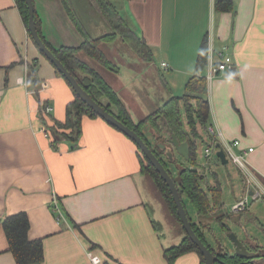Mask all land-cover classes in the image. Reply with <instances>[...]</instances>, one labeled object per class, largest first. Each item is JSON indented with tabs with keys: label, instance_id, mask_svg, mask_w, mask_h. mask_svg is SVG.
<instances>
[{
	"label": "crops",
	"instance_id": "crops-1",
	"mask_svg": "<svg viewBox=\"0 0 264 264\" xmlns=\"http://www.w3.org/2000/svg\"><path fill=\"white\" fill-rule=\"evenodd\" d=\"M213 1L116 0L119 13L150 49L152 61L144 62L129 48L132 62L123 63L107 83L131 118L143 119L170 95L186 93L191 77L205 78L206 67L196 70L204 40L207 58L210 50L227 47L234 68L206 81L207 127L212 125L225 140H239L242 148H253L247 162L264 189V0H233L231 12L216 11ZM33 3L41 34L52 48H76L83 43L60 0ZM71 3L87 33L93 38L103 35L97 33L106 22L90 1ZM82 14L91 22L92 32L84 26ZM107 44H101V49L112 61L114 49L108 50L111 54L105 51ZM77 56L95 71L93 64L101 66L82 51ZM162 62L167 63L166 69L161 68ZM29 63L36 64L35 83L28 80ZM146 74L158 76L161 85L154 83L142 94ZM73 99L72 89L31 40L16 0H0V264H17L1 222L19 213L27 216L28 239L41 240L42 264H92L88 251L108 264H168L164 249L177 245L185 232L166 220L162 203L153 195L154 185L141 172L133 142L99 117L82 118L77 141L63 140L53 147L44 133L48 128L40 103L52 107L49 122H63ZM207 127L197 139L203 146L215 139ZM229 184L234 201L229 204L228 195L222 194L223 213L235 221L239 215L258 220L253 211L257 201L245 212L226 211L246 192L243 182L238 190ZM192 222L203 223L198 216ZM223 222L231 226L228 219ZM241 233L243 237L235 234L248 249L258 244ZM223 234L219 236L226 244ZM229 252L234 253L233 247ZM174 264H200V259L189 252Z\"/></svg>",
	"mask_w": 264,
	"mask_h": 264
},
{
	"label": "trees",
	"instance_id": "trees-1",
	"mask_svg": "<svg viewBox=\"0 0 264 264\" xmlns=\"http://www.w3.org/2000/svg\"><path fill=\"white\" fill-rule=\"evenodd\" d=\"M60 1L68 17L73 22L77 31L83 36L84 40L83 43L76 48H52L44 40L40 31L39 20L35 15L37 31L47 47L61 61L66 69L71 72L78 83L93 100L102 105L105 110L112 113L123 124L133 129L150 147H152L154 153L161 160L171 176L172 174L169 171L168 165L172 163H169L165 159V157L162 156V152H160L155 146V142L159 140L165 141V137L161 134L162 128L160 126V121L162 118L165 120V125L168 126L173 131V133H175L177 139L180 142L187 141L189 143L190 157L189 160L185 162H188L189 165L195 164L196 142L198 138L201 139L198 134V128H206L209 120V103L204 96L207 90L206 79L198 76L191 77L186 84V93L181 96L170 95L169 98L164 101V103L159 108H157L147 117L138 121H134L129 115L128 110L126 109L125 105L123 104L115 90L103 79V77L97 71L91 68L85 61L78 58L77 53L79 51H82L88 57L96 60L101 65L112 68L114 64L105 56L104 52L101 49V44L111 43L115 41L117 37H119L122 42L127 44V46L133 51V53L138 55V57L146 63L152 61L150 49L144 42L143 38L139 37L134 32V30L130 27L128 21L124 18L123 15L119 13V10L115 5L116 0H89L94 9L101 16V18L112 28L110 32L95 38L91 37L82 26L75 13L71 0ZM16 4L23 18V21L27 26L28 10L26 3L24 0H16ZM213 5L214 9L218 12H231L234 9L233 0H214ZM206 64L207 50L206 42L204 40L199 50L196 62V70L202 71L206 67ZM35 66V63L27 64L28 80L29 82L33 83L36 82V69H34ZM54 69L57 75L59 77H62L66 81V79L55 67ZM66 83L69 85L67 81ZM46 104V102H41L39 107H45ZM183 110L186 122L182 120ZM40 115L47 122V130L49 136L51 137V144L53 147H55L58 142H61L63 140L77 141L81 135V122L84 116L90 118L99 117L83 101H81L75 95V93L74 99L66 106V115L63 122H59L54 119H51V121L49 122L48 120H50L51 115L46 113H40ZM146 125H148L149 130L151 131L150 136H152L153 140H150V138L147 137L143 131V128ZM113 128L116 129L115 127ZM153 136H157V138L154 139ZM133 144L135 145L134 142ZM135 147L140 158L141 172L154 182L155 187L158 189L160 195L164 200V203L166 204L169 214L175 219V221L178 222V225L181 226V222L176 213V207L172 200L168 187L161 179L159 174L155 171L153 166L141 153L139 148L136 145ZM144 159L146 161H144ZM175 163L180 164L176 159ZM180 165L183 166V169L180 175L181 180L179 183H177V187L181 198L182 196H185L187 198L195 214L199 217V220L200 218H208V216L214 214L221 230L225 232L229 231L228 227L223 222V219H225L227 215L223 213L224 203L222 201V189L218 180H215L216 184L214 186L205 188L201 183L204 177L201 172H198L194 168L186 166L184 164ZM182 202L186 208L183 200ZM189 219L191 220L190 217ZM1 223L9 245V250L12 252L16 263L42 264V243L41 240L28 239L27 231L29 228V222L27 216L24 213L7 216L2 220ZM192 228L199 236V238L208 246V248H210L211 251H213V253L218 256L219 260L214 264H253V257H240L230 252L217 253V249L212 247L207 242V236H210L212 240H215L216 237H218L213 232L209 224L192 222ZM207 230L209 233L205 232ZM92 247L96 248L97 245L92 243ZM249 250L252 253H258L256 259L262 260L264 262V255L261 252L263 248L260 245H251ZM189 252L196 253L199 256L200 264L204 263L202 254L186 234L177 245H173L169 248L164 249L163 251L164 257L167 260L168 264H174L177 258ZM101 264L108 263L101 259Z\"/></svg>",
	"mask_w": 264,
	"mask_h": 264
},
{
	"label": "water",
	"instance_id": "water-1",
	"mask_svg": "<svg viewBox=\"0 0 264 264\" xmlns=\"http://www.w3.org/2000/svg\"><path fill=\"white\" fill-rule=\"evenodd\" d=\"M28 10V23H27V30L30 34V38L33 41L34 45L38 48L39 52L62 74V76L66 79L69 83L70 87L72 88L75 95L83 101L91 110L94 111L99 117H101L104 121L109 123L111 126L115 127L117 130L122 132L128 138H130L135 145L139 148L141 153L145 156L147 161L153 166L155 171L159 174L161 179L165 182L168 190L171 194L172 200L176 207V213L179 217L181 222V227L185 234L189 237V239L197 246L198 250L203 256L204 263L203 264H214L216 261L219 260L218 256L211 251L210 248L199 238V236L195 233L194 229L192 228V222L189 219L187 214V210L182 202L181 195L179 193L177 183L180 182L181 178V171L183 166L180 164L175 163V154H178L183 157L185 161L189 160V143L187 141L180 142L175 133L165 125V120L162 118L160 121V126L162 128V136L165 137V141L159 140L155 142V146L158 148L160 152H162V156L169 162L175 165L177 168V177L176 179L173 178L168 170L165 168L161 160L157 157L154 153L152 147H150L141 136H139L133 129L129 128L121 121H119L112 113L108 112L103 108L102 105L97 103L93 100L90 95L82 88V86L78 83L76 78L69 72L66 67L61 63V61L53 54V52L47 47L45 42L39 36L37 31L36 23H35V9L33 0H24ZM151 131H149L150 133ZM165 134V135H164ZM154 139L157 136H153ZM216 157L220 159L222 164H227L228 160L225 157V154L222 150H218L216 152ZM239 215V214H238ZM238 220L235 221L231 216H226V219L231 224L237 225L245 236L248 237L246 232V223L250 220L245 218V220H241L242 215L237 216ZM228 227L229 231L221 232L224 233L223 236L227 239L228 243L233 247L234 253L240 257H253L252 262L256 264V259L258 253H252L241 241L238 236L232 232L230 226L225 223ZM231 231V232H230ZM215 240H213L216 244L217 253H227L229 249L223 243L221 237L216 234ZM222 236V237H223ZM264 255V254H263Z\"/></svg>",
	"mask_w": 264,
	"mask_h": 264
},
{
	"label": "rangeland",
	"instance_id": "rangeland-1",
	"mask_svg": "<svg viewBox=\"0 0 264 264\" xmlns=\"http://www.w3.org/2000/svg\"><path fill=\"white\" fill-rule=\"evenodd\" d=\"M84 13L87 14L86 11H84ZM81 18L84 22V26L88 29V31L90 30L92 32V25H91V22L89 21V19L87 17H85L83 14L81 15ZM102 23H103V25H105L104 26L105 28L104 29L102 28L103 31L99 29L98 32H100V33H97L98 35L108 33L112 30V28L107 23L106 24L104 22H102ZM104 48H105V51H108L111 48H113L117 52V54H116L115 51L113 50L112 53L115 54V56H112V54L108 51L111 54V56L110 55L109 56L112 58L111 62H113L114 66L112 68L105 67L104 65L100 66V65H94L93 64V66H94V68H96V70L98 72L101 73L104 80L109 83V81L111 80V77H112L110 75L116 74L117 71H120L121 68L123 66H125V64H123V63L132 62V59L130 58L131 56L128 53V51L129 52H131V51H130L129 47L127 46V44L122 42L119 37H117V39L115 41H113L112 43L105 45ZM127 54H129V55H127ZM93 61L96 62L95 60H93ZM140 63H143V62H140ZM122 71H123V69H122ZM151 80H153V81H151ZM142 83H143L144 88H142L141 93L145 89L151 90V87L154 83L157 85H161L160 78L158 76H152V75H147V74L144 75V77L142 79ZM162 86H163V84H162ZM148 108L152 109V107H148ZM51 112L52 111H50L47 114L50 115ZM136 119H137L136 121H138L139 119H142V116L136 117ZM202 130H204L203 127L198 128L199 137H202L200 135ZM143 131L146 134V136L150 138V140H153L152 136H150L148 126H145L143 128ZM204 146H203V143L201 142V140L196 142V151H195L196 161H195V164L189 165V163L185 162L183 157L178 155V154H175L176 160L178 163L192 167L195 170H197L198 172H201L202 174H204V177H203V180L201 181V183L205 188L214 186L216 184L215 180L217 179L220 186H221L222 194L228 195V197H227L228 203L232 204L234 201V198L232 197V193H231L232 187L230 186L229 183L231 181L233 184H235L236 189L238 190L241 182H243L244 184L246 183L245 178H244L242 172L230 162H228L227 164L224 165L221 163L220 159H217L216 157H212L211 159H206L204 157V154H203V149H204L203 147ZM144 161H146V160L144 159ZM168 168L172 174V177L176 179L177 170H176L175 165L169 164ZM204 169L206 170L205 173H204ZM148 182H149L150 186L154 185V189L156 190V192H153V195L156 197V202L159 201L162 203V205H161L162 212L164 213L166 220L171 221L173 226L178 227V222L175 221V219L169 214V211L166 207V204L164 203V200H163L162 196L160 195L158 189L155 187L154 182L150 178H148ZM182 200L184 201V203L186 205V210H187L188 216L191 218L192 221H195L197 215L195 214L194 210L192 209L191 205L189 204L187 198L185 196H182ZM224 202H225V200H224ZM254 207H253L254 208L253 211L254 210L257 211L258 220L256 219V220H252V221H249L248 223H246V232L248 233V235L250 237L245 236V239L246 240H247V238H249L250 240L256 239L258 241V244L263 248V250L261 252L264 254V196L256 202V205H254ZM223 209L225 210L224 207H223ZM224 210H223V212H224ZM226 211L231 212V207L230 208L226 207ZM200 219L202 220L203 223L209 224L215 234H218L221 236L220 226H219V223L216 221L214 214H212L211 216H208V218L204 217V218H200ZM242 219L245 220L244 216ZM230 225H231L230 229L234 233H237V234L240 233L242 236V233H241L242 230L237 225H233V224H230ZM205 232L209 233L208 230ZM243 236H244V234H243ZM207 242L212 247H214V248L216 247L215 242L209 236H207ZM225 245L228 249L231 250L232 247L228 242Z\"/></svg>",
	"mask_w": 264,
	"mask_h": 264
},
{
	"label": "built area",
	"instance_id": "built-area-1",
	"mask_svg": "<svg viewBox=\"0 0 264 264\" xmlns=\"http://www.w3.org/2000/svg\"><path fill=\"white\" fill-rule=\"evenodd\" d=\"M167 63L162 62L161 68L166 69ZM234 68V62L231 53L229 52L227 47H223L221 49L211 51L207 58L206 64V81H211L215 78L219 73L224 71H229ZM24 82V81H23ZM52 111V107L45 105V107H41V113H49ZM46 135H49L48 130H43ZM207 132L213 136L211 144L205 146L203 154L206 159H211L212 157H216V152L218 150H222L225 154L228 162L232 163L236 166L243 174L245 178L246 192L241 199L236 201L231 206L232 212H245L249 209L251 204L255 201L260 200L264 196V189L261 186L257 175L252 170V168L248 165L247 157L249 153L253 151L252 147L242 148L240 146L239 140H225L221 135L216 134L214 127L212 125L207 127ZM238 149V151H236ZM217 158V157H216ZM250 167H248V166ZM55 198V197H54ZM56 209L57 200L54 199ZM87 256L92 264H101V258L99 255L94 254L92 251L87 252Z\"/></svg>",
	"mask_w": 264,
	"mask_h": 264
}]
</instances>
